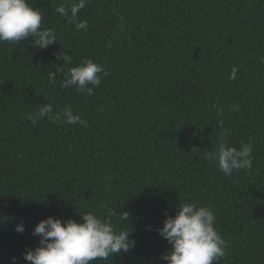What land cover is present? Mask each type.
<instances>
[{"label": "trees", "instance_id": "1", "mask_svg": "<svg viewBox=\"0 0 264 264\" xmlns=\"http://www.w3.org/2000/svg\"><path fill=\"white\" fill-rule=\"evenodd\" d=\"M70 2L29 0L57 44L0 42V264H30L22 254L40 220L86 212L135 240L92 264H167L156 229L185 202L216 216L227 248L215 264H264V0H90L78 16L87 31L55 11ZM87 59L107 70L100 85L62 88ZM43 103L61 115L71 106L87 126L33 124ZM228 129L230 146L253 152L251 168L226 176L205 154Z\"/></svg>", "mask_w": 264, "mask_h": 264}, {"label": "clouds", "instance_id": "2", "mask_svg": "<svg viewBox=\"0 0 264 264\" xmlns=\"http://www.w3.org/2000/svg\"><path fill=\"white\" fill-rule=\"evenodd\" d=\"M90 0H71L69 4L57 5L55 11L62 17L75 23L76 30H88L87 20H78ZM43 13L33 7L29 0H0V42H20L33 38V45L46 49L56 43L52 29L41 27ZM57 44V43H56ZM110 46V45H109ZM66 48V47H64ZM63 65L73 63L71 55L66 52L54 54ZM238 69H232L230 79H234ZM107 75L105 67L91 59L68 69L61 84L62 88L75 87L79 92L93 93L92 86L101 83L100 74ZM57 73L48 72V78L55 82ZM28 120L33 124L44 118L50 121L63 119L66 125L84 124L81 115L74 113L71 106H65L61 114H53L50 103H43L38 111L29 113ZM228 129L223 134L225 139L216 151L205 154L207 160L213 161L224 175L234 171L248 169L252 166L253 145L251 142L241 144L240 148L226 142ZM109 216L115 215L111 210ZM82 220L47 217L34 227L33 235L39 237L35 248H25L23 259L30 264H92L93 261L108 260L109 257L127 253L135 247L132 231L117 229L111 220L86 212ZM121 218L129 223V213H121ZM216 216L212 209L198 206L194 202H185L178 206L174 216H168L162 227L156 229L171 248L161 259L167 264H215L226 255L227 243L215 228ZM130 224V223H129ZM149 228L151 226H148ZM15 231L23 233L24 224L15 225ZM13 257V261H15Z\"/></svg>", "mask_w": 264, "mask_h": 264}]
</instances>
